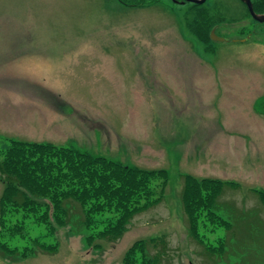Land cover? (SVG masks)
<instances>
[{
    "label": "rangeland",
    "instance_id": "obj_1",
    "mask_svg": "<svg viewBox=\"0 0 264 264\" xmlns=\"http://www.w3.org/2000/svg\"><path fill=\"white\" fill-rule=\"evenodd\" d=\"M116 3L0 0V151L13 141L47 143L164 169V199L93 249L74 225L54 231L42 211L8 209L4 235L15 254L0 252V264H123L140 240L150 264H264V208L255 193L264 192V22L239 0L188 5L179 26L162 7ZM214 25L225 41L201 42L198 33ZM184 174L230 184L217 214L240 224L237 238L254 237L241 243L243 253L238 243H220V228L203 237L220 251L212 257L188 235ZM4 189L0 183V197Z\"/></svg>",
    "mask_w": 264,
    "mask_h": 264
},
{
    "label": "trees",
    "instance_id": "obj_2",
    "mask_svg": "<svg viewBox=\"0 0 264 264\" xmlns=\"http://www.w3.org/2000/svg\"><path fill=\"white\" fill-rule=\"evenodd\" d=\"M250 1L256 14L264 13V0ZM241 4L250 17L245 5ZM210 30L207 32L204 29L203 34L198 33L202 38L201 42L211 41ZM0 154L3 155L0 183L6 187L0 197V252L10 258L15 252L7 247L4 235L8 209L35 208V214L42 211L41 222L46 223L48 216H51L57 225H47L48 229L53 228L56 231L65 225H74L78 228V233L82 234L81 241L84 240L85 248H99V245L94 244L96 240H117L135 215L159 205L164 199L169 182V176L164 169H139L72 146L13 141ZM182 177L185 188L180 198L188 235L197 244H203L208 255L212 257L220 251H209L210 244L203 237L213 235L215 229L220 228L226 232L224 241L220 243H238V254L243 253L241 243L253 240L254 237L250 235L251 238L245 240L239 234L240 237L237 238L240 224L232 223L217 214L221 212L216 204L217 199L223 188H229L230 184L208 178L197 179L188 174ZM195 187H209L210 193L205 197L199 196L194 190ZM255 193L264 208V192ZM72 210H77V213H71ZM75 218L80 220L71 222ZM227 235H230L228 240ZM248 237L245 233V238ZM150 239L153 242L159 238ZM147 243L145 240L136 242L125 254L123 264H150L143 254ZM40 250L52 254L56 247L41 245ZM228 253L232 256L231 249L224 254ZM247 253L249 251L245 255ZM33 254L35 253L31 251L30 255ZM242 260L245 262L246 259Z\"/></svg>",
    "mask_w": 264,
    "mask_h": 264
},
{
    "label": "flooded vegetation",
    "instance_id": "obj_3",
    "mask_svg": "<svg viewBox=\"0 0 264 264\" xmlns=\"http://www.w3.org/2000/svg\"><path fill=\"white\" fill-rule=\"evenodd\" d=\"M118 5L128 7L130 10L140 9L139 6H152L150 10H158V7H162L163 10H167L168 22L170 14L172 15L171 24L178 25L182 18H185L187 6H194L198 9H202V4H194L185 0H116ZM246 7V6H245ZM195 8V9H196ZM253 8V6H252ZM247 9V7H246ZM197 10V9H196ZM248 10V9H247ZM249 13V11H248ZM216 30V25L213 26Z\"/></svg>",
    "mask_w": 264,
    "mask_h": 264
},
{
    "label": "water",
    "instance_id": "obj_4",
    "mask_svg": "<svg viewBox=\"0 0 264 264\" xmlns=\"http://www.w3.org/2000/svg\"><path fill=\"white\" fill-rule=\"evenodd\" d=\"M185 1L191 2L194 4H203V3H205L206 0H185ZM240 1L247 7L249 14L254 21H256L258 23L264 22V13L263 14H256L253 11L252 3L250 0H240ZM210 39L213 41H219V42L225 41V39L216 36L214 33V30H211V32H210Z\"/></svg>",
    "mask_w": 264,
    "mask_h": 264
}]
</instances>
